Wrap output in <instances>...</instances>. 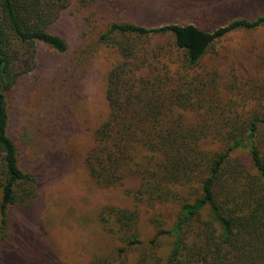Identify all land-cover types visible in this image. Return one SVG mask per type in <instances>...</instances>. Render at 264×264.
<instances>
[{"label":"trees","instance_id":"16d2710c","mask_svg":"<svg viewBox=\"0 0 264 264\" xmlns=\"http://www.w3.org/2000/svg\"><path fill=\"white\" fill-rule=\"evenodd\" d=\"M101 1L0 0L1 240L12 209L38 194L37 178L22 165L10 133L8 93L35 70L38 44L68 51L65 38L51 31L66 10ZM262 27L264 14L212 30L116 21L101 34L100 42L121 58L107 75L110 112L86 165L103 188L134 179L129 196L141 205L101 209L100 222L126 245L111 259L134 264L127 248H139L135 264H264V87L235 104L213 94V79L205 82L197 69L220 40ZM153 38L172 40L169 57L144 46ZM145 210L153 228L148 237L140 227Z\"/></svg>","mask_w":264,"mask_h":264},{"label":"rangeland","instance_id":"374dc122","mask_svg":"<svg viewBox=\"0 0 264 264\" xmlns=\"http://www.w3.org/2000/svg\"><path fill=\"white\" fill-rule=\"evenodd\" d=\"M259 14L264 0H103L66 10L51 31L65 38L68 51L38 44L35 70L8 93L10 133L22 165L37 178L38 194L31 204L12 209L9 233L0 239V264H123L111 255L126 245L103 226L99 214L107 205L141 207L129 196L136 181L103 188L86 165L96 130L110 112L107 75L121 58L100 42L112 22L194 23L212 30L235 17ZM147 45L160 48L161 57L173 50L167 38ZM197 69L205 82L213 79L211 92L219 98L239 105L253 100L264 87V27L220 40ZM150 213L142 212L146 237L153 231L146 219ZM127 249L135 264L139 248Z\"/></svg>","mask_w":264,"mask_h":264}]
</instances>
